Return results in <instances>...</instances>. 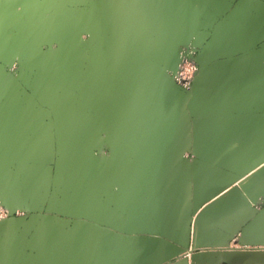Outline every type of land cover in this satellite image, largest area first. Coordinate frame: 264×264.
Segmentation results:
<instances>
[{"label": "crops", "instance_id": "0c3cea01", "mask_svg": "<svg viewBox=\"0 0 264 264\" xmlns=\"http://www.w3.org/2000/svg\"><path fill=\"white\" fill-rule=\"evenodd\" d=\"M80 4L0 0V193L28 212L0 224V264H264V0ZM193 34L190 97L165 68Z\"/></svg>", "mask_w": 264, "mask_h": 264}, {"label": "water", "instance_id": "95a60500", "mask_svg": "<svg viewBox=\"0 0 264 264\" xmlns=\"http://www.w3.org/2000/svg\"><path fill=\"white\" fill-rule=\"evenodd\" d=\"M82 36H80L78 39H77V42L79 44H82L84 41L82 40L81 42V39ZM197 40L200 41V45L199 44H195L194 46H201L200 47V50L202 49V44L203 42L197 38ZM185 44H189V38H182V41L181 40H178L176 42H174L171 46H170V50L168 51L169 53V56L172 60V73L174 74L176 69H177V66H178V63H179V56H178V47L181 46V45H185ZM48 51H52V53H57L59 48L57 46V44L54 42V43H47L44 45ZM55 46V47H54ZM56 48V49H55ZM195 64L197 65V67H199V71H200V66L197 62V59H193ZM111 68L112 70L114 71V74H117L118 72V69L120 68V63L119 62H114L113 64H111ZM198 77H199V72H197V74L195 75V78L193 80V86L191 88L190 91H188V94L190 97L193 96V92H194V86L198 80ZM116 84V79H111L108 84H107V87H106V90H105V93L106 94H110L113 90H110L109 88L111 86H115ZM93 145V150L94 152L98 153L99 155L103 152L104 150V147H110L109 143L107 142L105 136H101L100 138H98L96 141L92 142ZM111 148V147H110ZM112 150V148H111ZM113 157H114V153H113V150L110 154V157L104 159L102 158V156L99 157V165H96L102 169H109L111 170L112 169V163H113ZM247 182L250 183V179H245L244 181L240 182L239 183V186H237V189L241 190L244 188V183ZM244 193V192H243ZM247 194V193H246ZM246 196V195H245ZM262 196V195H261ZM247 197V200L251 203V204H256L257 202V197H254V195L248 193V196ZM0 204L3 208H5L7 211H8V214H9V217L3 221L0 222V224L4 223L5 221L11 219L14 217L15 213L16 212H20V213H24L23 209L19 208V209H15V210H10L5 201H4V194L3 193H0ZM200 212H201V208H197L196 210L193 211L192 215H191V218H190V225H189V241L191 243H193L195 241V233H196V224H197V220L200 216ZM27 213V212H26ZM189 251H190V248H189ZM191 251H192V247H191Z\"/></svg>", "mask_w": 264, "mask_h": 264}, {"label": "rangeland", "instance_id": "374dc122", "mask_svg": "<svg viewBox=\"0 0 264 264\" xmlns=\"http://www.w3.org/2000/svg\"><path fill=\"white\" fill-rule=\"evenodd\" d=\"M49 1V3H50V0H48ZM52 1H54V0H52ZM82 2V0H71V5L72 6H74V7H78V6H80V7H82L81 6V3ZM70 5V4H69ZM176 7H179L178 6V4H176L175 5ZM162 19H164V18H162ZM174 21L176 22V24H178V25H184L185 23L181 20V18H180V16L179 15H176L175 17H174ZM192 25H193V23H191ZM194 24H198V23H194ZM189 25V24H188ZM194 26H197V25H194ZM198 28H199V24H198ZM159 36H160V39H157V40H159V42H161V33L159 34ZM182 38L183 37H176L175 38V40L174 41H172L171 43H170V46L174 43V42H176V41H178V40H181L182 41ZM195 44H199L200 45V41L199 40H197V38L194 36V34H193V36L192 37H190L189 38V44H185V45H181V46H179L178 47V51H177V53H178V56H179V63H178V66H177V69H176V71H175V73L177 72V71H179V72H182L183 70H184V67H185V64L186 63H188L189 61H194L193 59H196V57L198 56V54H199V52H200V47L201 46H194ZM45 45V44H44ZM41 46V55H51V61H54V62H56V54L57 53H52V51H48L47 50V48L45 47V46ZM55 47V46H54ZM56 49V48H55ZM169 50H170V47H169ZM55 56V57H54ZM18 67V66H17ZM163 67H164V65H163ZM85 69H86V67H85ZM196 72H195V74H194V78H195V75L197 74V72H199V67H197V65H196ZM7 70V69H6ZM165 73L167 74V76H169V78L172 80V82L175 84V86L178 88V89H180V90H182V91H190L191 90V88H192V86H193V83H191V85H190V87H189V89H185L182 85H181V83L180 82H177L176 80H174V74L172 73V66L170 67V68H165ZM194 78H193V80H194ZM92 145H93V143L89 146V150H90V158L94 161V162H96L97 164H99V162H98V159H99V157L100 156H102V158H104V159H106L107 157L109 158L110 157V154H111V152H112V150H111V148L110 147H104V150H103V152L100 154V156H99V154L98 153H96V152H94V150H93V147H92ZM245 185H244V188L242 189V192H244V194L246 195V196H248V192L252 189L253 191L255 190L254 189V187H252L253 185L251 184V182L250 183H248L247 184V182H245L244 183ZM261 189V188H260ZM259 189V190H260ZM260 192H261V190H260ZM247 193V194H246ZM250 194H253V193H250ZM262 196H264V191H262V194H261ZM23 211H24V213H20V212H18V213H20L19 215H23V214H26L27 216H28V212L25 210V209H23ZM27 212V213H26ZM17 213V212H16ZM19 215H14V217H16V216H19ZM31 215V214H30Z\"/></svg>", "mask_w": 264, "mask_h": 264}, {"label": "built area", "instance_id": "2783aa9c", "mask_svg": "<svg viewBox=\"0 0 264 264\" xmlns=\"http://www.w3.org/2000/svg\"><path fill=\"white\" fill-rule=\"evenodd\" d=\"M196 64L194 61H189L185 64L184 70L182 72L177 71L174 74V80L180 82L185 89H189L191 83L193 82L194 74L196 72ZM100 156V155H99ZM20 213H15L19 215ZM9 217L8 211L3 208L0 204V222Z\"/></svg>", "mask_w": 264, "mask_h": 264}, {"label": "bare ground", "instance_id": "6f19581e", "mask_svg": "<svg viewBox=\"0 0 264 264\" xmlns=\"http://www.w3.org/2000/svg\"><path fill=\"white\" fill-rule=\"evenodd\" d=\"M98 162H100L99 159H98Z\"/></svg>", "mask_w": 264, "mask_h": 264}]
</instances>
